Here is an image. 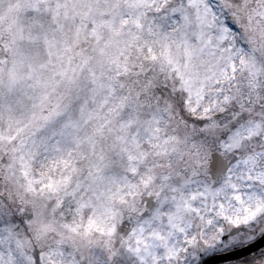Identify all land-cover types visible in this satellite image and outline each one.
Here are the masks:
<instances>
[{
    "label": "snow or ice",
    "instance_id": "6c2138e0",
    "mask_svg": "<svg viewBox=\"0 0 264 264\" xmlns=\"http://www.w3.org/2000/svg\"><path fill=\"white\" fill-rule=\"evenodd\" d=\"M0 264H264V0H0Z\"/></svg>",
    "mask_w": 264,
    "mask_h": 264
}]
</instances>
